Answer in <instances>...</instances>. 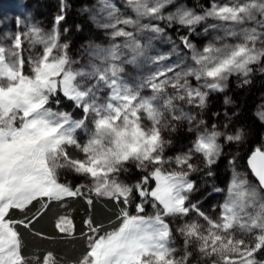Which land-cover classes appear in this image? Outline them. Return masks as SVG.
<instances>
[{
  "label": "rangeland",
  "instance_id": "1",
  "mask_svg": "<svg viewBox=\"0 0 264 264\" xmlns=\"http://www.w3.org/2000/svg\"><path fill=\"white\" fill-rule=\"evenodd\" d=\"M40 2L53 5L50 21L39 11ZM252 3H256L258 7L253 9L251 18L243 17L239 21H232L207 15L213 4L218 9L227 10L239 9ZM259 5H264V0H173L169 4H166V0H147V11L140 14L128 0H82L80 3H73L71 0H0V49H3L7 63L15 67L18 57L22 56L25 61L24 74H30L32 64L37 63L45 49L53 44L55 47L52 55L66 56L67 70L74 74V88L82 95L73 101L63 98V93H57L49 98L47 109L55 116L67 120L66 130L80 145L87 144L89 139L95 136L96 120L111 115V108L121 107L126 112H134L145 101L153 102L154 108L161 115L159 127L164 141L162 156L166 161L162 167L166 171L180 169L181 165L175 160L176 157L184 155L191 156V163L194 166V170L188 175L194 189L187 195V200L189 205L195 208L187 217H166V222L170 223L172 229L170 246L175 249L174 259L180 261L187 256L186 264H222L217 255H204L200 251L198 241L194 238L186 241L177 230L186 221L199 222L206 229L207 225L198 212L215 221L220 219L223 206L236 200L244 205L240 213L241 222L258 219L260 223H264V187L248 165L251 153L257 148L264 151V148L260 143L255 144L248 157L242 161V152L238 150V144L243 141L245 131L239 140L227 141L225 138L227 134L235 133L237 127H243L241 126L243 123L234 121L240 112L233 100V92L254 81L258 75L264 74V54L258 61L248 65L247 75L236 72L221 81L222 91L209 89L205 78L199 81L195 78L199 65L193 58L194 52H202L210 45L230 51L236 45L245 44L254 46L256 50L264 53V10ZM177 10L191 11L194 15L203 17L193 26L191 34L188 27L181 26L176 21ZM69 12L82 17L86 27L95 33L94 38L74 42L65 20ZM225 14L230 16L227 11ZM61 15L63 19L57 22V17ZM33 30L38 33L39 40L33 38ZM121 30L126 35H115ZM17 35L22 39L20 49L14 47ZM184 36L189 37L192 48H187L181 42V37ZM248 36H257V39L250 41L246 39ZM177 83L187 87L183 91L173 87V84ZM157 84L161 85L162 89L154 91L153 86ZM188 90L203 93L204 103L200 104L197 98L188 95ZM125 97L133 99L126 101ZM169 100L172 101L171 105L167 103ZM84 105L88 106L87 114ZM261 113H264V91L256 98L253 109L254 117L264 125ZM140 115V122L144 128L154 126L145 114ZM179 130H183L187 136L182 148L175 147L171 141L173 134ZM213 130L221 133L217 138L220 152L209 165L202 154L190 150L193 149L198 137ZM68 150L74 158H85L79 149L69 147ZM219 162L224 164L225 178L220 181L217 175L221 172L213 174L216 180L211 182V187L200 199H194L193 196L199 187L192 175L202 174L204 180L214 172L215 164ZM131 167L141 174H148L147 164L141 168L135 161H130L110 178L101 177L99 181L76 172L70 165L57 167L55 176L60 184L66 185L62 182L63 174L76 173L83 180L81 184L87 186L95 196L105 198V193L111 192L115 197L114 182L134 185L138 181L126 178ZM105 181L112 186L104 188L102 185ZM150 186L154 187L155 182L153 181ZM68 189L60 201H45L50 207H54L53 211L56 213L54 226L60 235L58 238H46L31 230L30 225L29 227L17 225L16 231L22 241V252L24 257L28 258L26 264H41L46 253L53 254L55 264H81L88 251V240L85 235L88 231L85 229L86 233L83 235L75 231V221L67 198L75 196L76 192L72 194L75 188L70 186ZM41 194L43 193H36ZM133 195L135 196V193ZM33 202L28 205L26 211L16 210V219L12 220H26L35 214L30 211ZM145 209L154 212L150 203H145ZM129 211L136 214L134 206L129 207ZM141 214L150 216L146 212ZM61 217L71 221L70 232L62 233L56 228ZM117 227L118 222L107 229L101 228L100 233L92 235H103L104 232ZM260 231L258 227L253 229L248 226L241 229L239 225H235L232 235L245 240L246 244L254 245L256 238L261 234ZM28 236H31L32 242L36 236L42 240L59 242L60 245L70 244V250L75 249L77 244L75 240L78 238L83 239V244L79 254L70 259L69 256L59 257L47 248H25ZM254 257L264 260V249L258 251Z\"/></svg>",
  "mask_w": 264,
  "mask_h": 264
},
{
  "label": "snow or ice",
  "instance_id": "2",
  "mask_svg": "<svg viewBox=\"0 0 264 264\" xmlns=\"http://www.w3.org/2000/svg\"><path fill=\"white\" fill-rule=\"evenodd\" d=\"M128 2L140 14L147 11V0ZM172 2L166 0V4ZM257 7L256 3H252L239 9L225 10L213 4L207 15L239 21L243 17L251 18L253 9ZM259 7L264 10V5ZM226 11L230 16L225 14ZM61 19L63 16H58L57 22ZM175 19L179 25L188 27L191 34L193 26L203 17L191 11L177 10ZM115 35L123 36L126 33L121 30ZM32 36L40 39L35 30ZM246 39L254 41L257 36ZM181 42L187 48H192L188 36L181 37ZM21 46V36L17 35L14 47L20 49ZM54 47L53 44L45 49L39 61L32 64L30 74H24L25 61L22 56L18 57L13 67L6 62L3 49H0V81H3L0 82V264H26L28 258L23 255L22 241L16 227H29L37 214L48 208L45 201H60L65 197L63 193L69 189L58 182L55 176L57 167L70 165L76 172L99 181L101 177L110 178L130 161H135L141 168L147 164L148 174L140 177L134 185L114 182L115 197L111 192L105 193V198L112 199L118 207V227L103 235L93 236V233L101 232V226L88 217L85 221L88 251L81 264H186L187 256L180 261L174 259L175 249L170 246L172 229L166 217H187L195 208L187 200V195L194 189V184L188 180L189 173L194 170L191 156L176 157L175 162L181 165L178 170L166 171L162 167L166 161L162 156L161 115L152 101H145L134 112L110 107L111 115L96 120L95 136L87 144L80 145L66 130L67 120L47 109L49 98L57 93H63V98L73 101L82 95L74 88V74L67 70L66 56L52 55ZM262 54L254 46L245 44L236 45L230 51L210 45L202 52H194L193 58L199 65L195 78L198 81L205 78L209 89L222 91L221 81L236 72L247 75L248 65L258 61ZM173 87L183 91L187 86L177 83ZM157 89H162V86L154 85L153 90ZM188 95L197 98L200 104L204 103L205 95L198 90H188ZM131 99L125 97L126 101ZM167 103L171 105L172 101ZM84 111L88 113L87 105H84ZM141 113L146 115L153 127L144 128L140 122ZM260 117L264 119V113ZM220 135V132L213 130L198 137L190 152L202 154L211 165L220 152L217 143ZM225 138L227 141L239 140V137ZM69 147L79 149L85 158H74L70 155ZM248 164L261 185H264V151L259 148L253 151ZM153 181L155 186L151 187ZM102 186L109 188L112 185L105 181ZM78 190L73 189L72 194ZM38 192L43 194L36 195ZM33 201L40 202L41 210L27 219V223L10 218L13 210L26 211ZM86 202L91 204L90 199ZM145 203L151 204L154 215L146 217L141 214L145 211ZM133 206L136 214L129 211V207ZM243 207L242 203L233 200L231 204L223 206L220 219L215 221L197 210L207 225L206 229L199 222L186 221L177 230L186 241L190 238L198 241L204 255H217L222 264H258L254 256L264 249V223L258 219L241 222ZM235 225L241 229L248 226L261 229L254 245L246 244L245 240L232 235ZM56 228L62 233L70 232L71 221L61 217ZM41 264H55L53 254L46 253Z\"/></svg>",
  "mask_w": 264,
  "mask_h": 264
},
{
  "label": "trees",
  "instance_id": "3",
  "mask_svg": "<svg viewBox=\"0 0 264 264\" xmlns=\"http://www.w3.org/2000/svg\"><path fill=\"white\" fill-rule=\"evenodd\" d=\"M71 1L73 3L82 2V0ZM38 7L39 11L45 16V18L50 21L53 15V5L48 2H40ZM65 20L69 26V32L74 38L75 43L86 38H94L95 33H93L89 27H86L82 17H80L79 14L69 12L66 15ZM263 91L264 74H260L254 79V81L244 87L237 88L233 92V100L239 107L240 112L234 121L237 123H243L241 126H243L245 131L243 141L238 144V150L242 152V161L248 157V155L254 149L253 147L255 144L260 143V146L264 148V125L253 115L255 100ZM230 122L233 124L231 119ZM186 138L187 136L184 134L183 130H179L173 134L171 141L174 143L175 147L182 148L185 145ZM222 163L223 162H219L217 165L215 164V168L213 170L214 172L210 176L204 178V180H202V174L192 175V178L197 181V186L199 187V190L193 196L194 199H200L207 192L208 188L211 187V182L216 180V176H213V174H216V172H221L220 175H217V179L222 181V179L225 178V172L223 170L224 164ZM142 176H144V174L139 173L135 168L132 167L129 168L126 174V178L130 181L139 180ZM82 181L83 180L81 176L77 175L76 173L67 172L63 174L62 182L64 184L70 186V188L79 189L76 191L75 196L67 198L69 207L72 209L76 233L83 235L86 233V230L88 231V228L85 224V221L88 219V217H91L92 221L96 225H100L102 229H107L115 225V223H117V205L112 199L95 196L87 186L81 184ZM89 199L91 200V204L86 202ZM53 208V206L50 207V204H48V208L46 210H43L37 214V212L41 210V204L40 202L34 201L30 211L37 214V217L33 219L30 224L31 230L45 236L46 238H58L60 235L54 226V218L56 213L53 211ZM144 212H146L147 215H152L154 213L153 211L146 209ZM33 215L34 214H32V216L28 219H31ZM16 216L17 211L13 210L11 212L10 218L16 219ZM25 221L27 222V219ZM22 230L24 229L22 228ZM30 237L31 236H28L25 248H47L51 249L54 254L59 257L69 256L70 259H74L79 254L83 244V239L78 238L75 240L77 242L75 249L70 250V244L60 245L59 242L42 240L36 236L35 240L32 242ZM60 243L62 244V242ZM254 259L258 262V264H264L263 259L261 260L255 257Z\"/></svg>",
  "mask_w": 264,
  "mask_h": 264
},
{
  "label": "clouds",
  "instance_id": "4",
  "mask_svg": "<svg viewBox=\"0 0 264 264\" xmlns=\"http://www.w3.org/2000/svg\"><path fill=\"white\" fill-rule=\"evenodd\" d=\"M243 135H244L243 127H237L235 130V133H229L226 136L239 137V139H240L243 137Z\"/></svg>",
  "mask_w": 264,
  "mask_h": 264
},
{
  "label": "water",
  "instance_id": "5",
  "mask_svg": "<svg viewBox=\"0 0 264 264\" xmlns=\"http://www.w3.org/2000/svg\"><path fill=\"white\" fill-rule=\"evenodd\" d=\"M251 154H252V153H251ZM250 157H251V155H250ZM250 157H249V158H250ZM249 158H248V160H249ZM248 165H249V164H248ZM249 167H250V165H249ZM250 169H251V168H250ZM257 179H258V178H257ZM262 186L264 187V185H262Z\"/></svg>",
  "mask_w": 264,
  "mask_h": 264
}]
</instances>
